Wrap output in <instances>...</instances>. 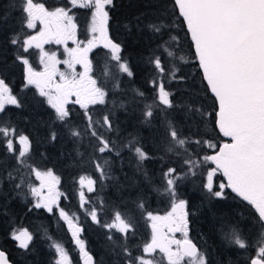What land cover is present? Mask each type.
Listing matches in <instances>:
<instances>
[{
	"label": "snow or ice",
	"instance_id": "6c2138e0",
	"mask_svg": "<svg viewBox=\"0 0 264 264\" xmlns=\"http://www.w3.org/2000/svg\"><path fill=\"white\" fill-rule=\"evenodd\" d=\"M10 3L12 10L19 13V25L6 38V43L14 49L12 64L23 68V87H34L38 97L43 98L41 103L54 110V122H60L73 141L75 156L79 158L77 166L81 170L89 167L95 178L91 174L80 175L78 180L74 178L77 192L61 193L57 188L61 177L52 168L41 170L34 163L32 140L18 131L10 117L5 118L9 106L23 105L7 79L6 61H0V146L5 151V159L0 160V191L7 184L9 192L25 198L31 196L33 208L58 214L59 219L67 222L83 264L96 262L80 238L83 229L79 217L70 216L60 206L61 197L70 199L78 194V206L85 209L93 222L108 230L106 238L119 257L117 264H210L208 252L189 237L188 201L180 199L177 192L179 181L199 174L203 188L212 197L224 198L225 189H231L247 202L256 238L250 243L238 224H226L221 227L223 239L246 253L249 248L255 252L246 255V264H264V0H157L152 13L155 19L144 24L152 38H159L160 42L148 59L155 75L149 81L153 98L151 103H144L143 122L150 123L154 112L160 113L164 135L157 147L164 156L159 158L164 160L172 154L181 161L179 170L171 166L162 170V188L153 187L170 201L171 210L164 215L147 211L143 193L130 201L133 208L127 209L125 205L124 212L113 210L103 198L86 196V191L96 193L98 184L102 187L105 181L114 179L111 156L119 158L124 149L133 153L137 171H143L144 179L151 183L142 165L153 157L137 138L131 137L118 147L109 135L117 130V101L109 97L120 90V74L134 75L122 56V44L109 34V9L113 0H60L51 7L36 0H10ZM81 9L88 11L85 40L77 38L76 11ZM10 15L7 9L0 11V30L10 27L7 23ZM38 25L34 33L26 31L36 30ZM177 29L186 30L185 35L190 37L189 51L194 60L186 59ZM69 41L75 47L69 48ZM52 43L64 46L65 59L61 60L56 51L45 50V45ZM99 46L107 51L104 63L97 69L89 53ZM33 49L38 50L39 71L30 59ZM189 63L195 65L194 73L201 87L196 91L197 86L193 85L195 104L185 101L177 105L175 92L168 90L166 84L187 82L188 76L182 69ZM61 64L65 66L63 71ZM77 65L83 71L77 72ZM133 92L136 99H148L139 89ZM208 96L213 101L211 112L205 107ZM77 105L82 110L79 123L71 119L70 106ZM118 106L123 108L124 102L120 101ZM177 107L186 118H193L188 135L168 117V110ZM213 115L215 129L230 138V142L206 139L207 133L199 130ZM192 126L196 127L195 132L191 131ZM49 139H57V132L51 128ZM133 212H139L151 230L150 238L139 244L131 243L137 230ZM116 233L120 234L119 239L115 238ZM177 233L182 238L177 239ZM10 236L25 250L33 240L27 228L13 229ZM53 247L58 256L53 264H73L69 252L60 243ZM0 264H10L3 250H0Z\"/></svg>",
	"mask_w": 264,
	"mask_h": 264
},
{
	"label": "trees",
	"instance_id": "16d2710c",
	"mask_svg": "<svg viewBox=\"0 0 264 264\" xmlns=\"http://www.w3.org/2000/svg\"><path fill=\"white\" fill-rule=\"evenodd\" d=\"M156 3L157 0H113V6L109 9V34L122 44V56L134 73L132 77L120 74L118 77L120 90L109 97L110 100L117 101L115 107L117 130L109 135L118 147L131 137L137 138L144 150L153 157V159L144 161L142 165V169L147 171L151 178V183L144 179L143 171H137V159L133 153L124 149L119 158L111 156V174L114 179L105 181L102 187L98 184L96 193L89 194L85 191L90 199H95L97 196L103 198L113 210L118 209L122 212L126 211L125 205L127 209L133 208L130 201L134 200L138 193H143L147 211L168 212L171 206L167 195L154 191L153 187L162 188V170L170 166L177 167L179 170L181 163L172 154L166 156L164 160L159 158L164 156L163 150L157 147L164 135L160 113L154 112L150 123L143 122L144 103H151L153 98V88L149 81L155 75V70L149 64L148 59L152 49L160 42L159 38H152V33L144 27V24L155 19L152 13ZM5 9L11 13L7 22L10 27L0 30V61H6L7 79L13 87L14 94L18 96L23 105L21 108L9 106L5 118L10 117L18 131L28 135L32 140L31 157L34 163L41 170L52 168L56 175L61 177V182L57 186L58 191L66 193L71 190L75 193L78 185L73 187L74 178L78 180L80 175L88 174L95 178V174L89 167H83L81 170L77 166L76 160L79 158L75 156L73 141L69 139L64 126L58 121L54 122V110L46 103H41L43 98L38 97L31 86L23 87L25 83L23 68L19 64H12L14 49L6 43V38L11 32L14 29L18 30L19 13L12 10L10 0H0V11ZM137 24L140 26L137 27ZM185 31L177 29L183 44V53L186 59L194 60V56L189 51L190 37L185 35ZM164 39H167V36ZM192 51L194 52V49ZM156 54L159 55L160 52ZM103 63L104 53L100 59L95 60L94 68L98 69ZM194 69L193 63L183 67L182 72L188 76L187 82L173 81L170 85L166 84L168 90L175 92V104L180 105L185 101L196 103L192 92L193 85L197 86L196 91H199L201 86ZM194 76L195 79H193ZM109 86L111 87V82ZM133 89L143 91L148 99L141 101L134 98ZM120 101L124 102L123 108L118 106ZM212 104L213 101L208 96L205 100L207 111H213ZM70 107L73 108L72 121L79 123L82 119L80 115L82 110L78 105ZM109 107L112 105L109 104ZM168 117L174 124L184 129L185 135L189 134L188 126L193 125L192 117L186 118L184 111L178 107L168 110ZM214 119V115L210 116L206 124L200 125L201 133H207L206 139L215 138L221 143L230 142L229 138L223 137L218 129H215ZM50 128L57 132L55 141L49 139ZM196 130V127L192 126L191 131ZM80 150L83 151L82 148ZM4 159L5 151L0 146V160ZM173 160L176 162L172 163ZM35 183L38 184V181ZM177 192L180 199L188 201L189 236L197 241L202 250L208 252L210 264L215 263L217 259L214 257L216 254L221 255L222 250L225 253H222L224 257H219L222 258L220 264H227L230 260L246 264V255H255L251 248L246 253L245 250L229 245L223 239L221 227L226 224H238L250 243L257 234L253 229L247 202L237 197L231 189H225L224 198L212 197L203 188L202 178L197 174L179 181ZM33 202L31 196L25 198V195L9 192L7 184L0 191V248L7 253L12 264H53L58 258L53 247L56 243H60L69 252L73 264H82L78 246L71 238L67 222L59 219L58 214L48 213L46 209L33 208ZM60 206L65 208L70 216L79 217L78 223L83 229L80 238L85 242L86 250L92 254L96 264H117L119 257L114 251V246L106 238L108 230L93 222L90 216L85 214V209L78 206V194L70 199L61 197ZM213 214L216 220L213 219ZM133 215L136 219L137 230L131 243L139 244L150 238L151 230L148 222L141 218L139 212H133ZM19 228H27L33 234V240L27 250L19 248L17 242L10 236L13 229ZM115 238L119 239L120 234L116 233Z\"/></svg>",
	"mask_w": 264,
	"mask_h": 264
},
{
	"label": "flooded vegetation",
	"instance_id": "af4514ba",
	"mask_svg": "<svg viewBox=\"0 0 264 264\" xmlns=\"http://www.w3.org/2000/svg\"><path fill=\"white\" fill-rule=\"evenodd\" d=\"M36 2H44V3H46V6L51 7V6H54L58 3H60V0H36ZM76 15L78 17L77 22L79 24V30L77 33V38L79 40H85L86 39V21L88 19V11L84 10V9L77 10ZM39 27L40 26L38 25L36 30L28 29V32L34 33V31H37L39 29ZM47 45H49V44H46L45 46H47ZM68 45H70L72 48L75 47V44H73L72 41H69ZM106 51L107 50L103 49L102 46H99L97 48H94L92 50V52L89 53V58L92 60L93 65L95 63V60L100 59L101 55L103 53H105ZM30 52H31L30 59L33 63V66L36 67L38 71L41 70V67L39 66V63H38V50L33 49V50H30ZM62 58H63V56H62ZM60 69L63 71V69H64L63 64L60 65ZM80 71H83V69L80 65H77V72H80ZM31 88L34 91H36L34 87L31 86ZM194 241H196V240H194Z\"/></svg>",
	"mask_w": 264,
	"mask_h": 264
},
{
	"label": "rangeland",
	"instance_id": "374dc122",
	"mask_svg": "<svg viewBox=\"0 0 264 264\" xmlns=\"http://www.w3.org/2000/svg\"><path fill=\"white\" fill-rule=\"evenodd\" d=\"M68 47H69V48H72L70 45H68ZM63 49H64V46H63V45H56V44H54V43L45 46V50H46V51H49V52H51V51H56V52L58 53V56H59V58H60L61 60H63V59L66 58ZM62 56H63V58H62ZM64 67H65V66H64ZM63 70H64V69H63ZM170 210H171V208H170ZM170 210H169V211H170ZM166 213H167V212H165V213H154V214L164 215V214H166ZM211 214H212V212H211ZM212 216H213V219L216 220L215 215L213 214ZM180 236H181V235H180L179 233L176 234V238H177V239H180ZM189 237H190V236H189ZM181 238H182V237H181ZM16 242H17V241H16ZM17 244H18V242H17ZM222 253H225V251L222 250ZM222 253H221V255H219V256L216 254V256H215L214 258L217 259V260L215 261L214 264H220V263H221L222 258H219V257H224V256L222 255ZM223 259H224V258H223ZM230 261L232 262V264H239V263L236 262V261H232V260H230ZM230 261H228L227 264H229ZM225 264H226V263H225Z\"/></svg>",
	"mask_w": 264,
	"mask_h": 264
},
{
	"label": "water",
	"instance_id": "95a60500",
	"mask_svg": "<svg viewBox=\"0 0 264 264\" xmlns=\"http://www.w3.org/2000/svg\"><path fill=\"white\" fill-rule=\"evenodd\" d=\"M227 138V137H226ZM230 139V138H229ZM194 242H196V241H194ZM0 250H2L1 248H0ZM4 251V250H3ZM7 254V253H6ZM7 258H8V255H7ZM8 260H9V262H10V264H12V262L10 261V259L8 258ZM82 260V259H81ZM82 264H83V261H82Z\"/></svg>",
	"mask_w": 264,
	"mask_h": 264
}]
</instances>
